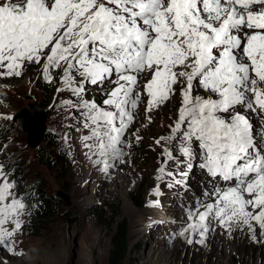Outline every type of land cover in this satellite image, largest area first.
I'll use <instances>...</instances> for the list:
<instances>
[{
	"label": "snow or ice",
	"instance_id": "snow-or-ice-1",
	"mask_svg": "<svg viewBox=\"0 0 264 264\" xmlns=\"http://www.w3.org/2000/svg\"><path fill=\"white\" fill-rule=\"evenodd\" d=\"M42 60L49 82L59 69L58 91L79 98L65 103L81 110L89 129L83 139L92 141L85 147L105 172L114 166L109 160L122 162L140 77L150 75L146 111L179 88L170 135L156 142L178 141L184 160L165 147L167 157L188 169L197 159L213 181L204 193L211 202L188 211L180 235L205 237L212 220L264 230V134L257 142L240 110L264 112V0H0V69H7L0 75H19L25 62ZM109 83L115 87L107 90ZM88 85L101 89L102 103L84 98ZM14 187L0 165V245L22 227L26 205Z\"/></svg>",
	"mask_w": 264,
	"mask_h": 264
},
{
	"label": "rangeland",
	"instance_id": "rangeland-1",
	"mask_svg": "<svg viewBox=\"0 0 264 264\" xmlns=\"http://www.w3.org/2000/svg\"><path fill=\"white\" fill-rule=\"evenodd\" d=\"M43 63L25 62L19 75H0V165L15 183L12 191L17 198L36 191L58 200L59 205L53 207L52 218L33 232L25 208L20 216L22 227L15 231L10 244L0 245V264H106L111 237L121 221L127 223L131 251L126 264H264V230L255 222V232L244 224L233 223L226 228L212 220L205 237L191 231L180 235L188 223V211L199 202H211L204 193L213 181L195 166L197 159L188 169L167 157L165 147L184 160L178 141L156 142L170 135L169 126L175 122L181 103L179 88L164 103L146 111L149 98L143 84L150 75L140 77L138 107L132 110L134 119L122 137V162L109 160L114 166L105 172L103 163H94L98 157L85 147L92 141L83 139L89 129L83 126L81 110L65 103H78L79 98L68 90L58 91L63 88L60 70L52 72L49 82ZM259 86L264 88V83ZM104 87L110 90L115 85ZM84 98L100 104L105 96L100 88L88 85ZM28 103L44 110L46 133L57 147L44 138L36 148L27 145L15 117ZM240 110L253 130L256 124L262 128L258 126L254 133L259 142V135L264 134V115L257 108L255 120L247 108ZM58 150L64 153L63 165L52 167L42 161L40 154L53 159ZM113 209L117 213L114 218ZM249 210L254 214L258 211ZM5 227L11 231L14 225ZM201 239L203 243L198 242Z\"/></svg>",
	"mask_w": 264,
	"mask_h": 264
},
{
	"label": "trees",
	"instance_id": "trees-1",
	"mask_svg": "<svg viewBox=\"0 0 264 264\" xmlns=\"http://www.w3.org/2000/svg\"><path fill=\"white\" fill-rule=\"evenodd\" d=\"M44 140L53 147L58 146L57 142L48 133H45ZM59 152L61 151L54 152L53 159L49 158L46 154H40V156L42 161L48 166L59 167L65 163L64 153L60 154ZM140 191L143 190L141 189ZM31 192H25L20 199L23 200L26 205L25 208L29 211L28 225L33 232L52 218L53 207L59 205V201L46 197L42 192ZM112 212L114 218L117 213L115 209ZM130 253L127 239V223L121 221L118 223L116 231L111 237V247L107 255L106 264H126Z\"/></svg>",
	"mask_w": 264,
	"mask_h": 264
},
{
	"label": "water",
	"instance_id": "water-1",
	"mask_svg": "<svg viewBox=\"0 0 264 264\" xmlns=\"http://www.w3.org/2000/svg\"><path fill=\"white\" fill-rule=\"evenodd\" d=\"M25 111L29 112L30 115L28 116V119L25 120L24 124V121L22 122L20 118ZM15 121L18 125L19 131L25 134L27 145L31 148H36L41 143L46 133V115L44 110L36 103H28L16 115ZM29 130L34 133L31 135V138H29L27 134Z\"/></svg>",
	"mask_w": 264,
	"mask_h": 264
},
{
	"label": "bare ground",
	"instance_id": "bare-ground-1",
	"mask_svg": "<svg viewBox=\"0 0 264 264\" xmlns=\"http://www.w3.org/2000/svg\"><path fill=\"white\" fill-rule=\"evenodd\" d=\"M146 100H148V99H146ZM145 100V101H146ZM248 110V109H247ZM257 111V110H256ZM248 112L253 116V118H255V115H254V112H252L251 110H248ZM259 113L260 114H262V117H263V115H264V112H262L261 110L259 111ZM35 114V113H34ZM30 115V113L29 112H24L23 114H22V116H21V118H20V120L23 122L24 121V124H25V120H27L28 119V116ZM261 118V117H260ZM264 118V117H263ZM257 118H255V120H256ZM264 120V119H263ZM259 124H260V122H259ZM259 126V125H258ZM258 126H257V124H256V128L253 130V132L255 133V132H257L258 130H257V128H258ZM260 129H262V128H260V126H259V130ZM257 130V131H256ZM262 131V130H261ZM27 132V131H26ZM24 134V133H23ZM27 134H28V137L29 138H31V135H33L34 133H32V131H28L27 132ZM256 134V133H255ZM25 135V134H24ZM260 136V135H259ZM258 140H259V137H258ZM257 141V140H256ZM168 182V181H167ZM177 182V181H176ZM168 184V183H167Z\"/></svg>",
	"mask_w": 264,
	"mask_h": 264
}]
</instances>
